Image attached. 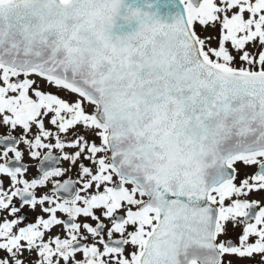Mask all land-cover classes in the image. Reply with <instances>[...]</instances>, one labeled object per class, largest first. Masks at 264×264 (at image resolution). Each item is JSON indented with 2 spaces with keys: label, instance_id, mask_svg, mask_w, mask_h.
<instances>
[{
  "label": "snow or ice",
  "instance_id": "6c2138e0",
  "mask_svg": "<svg viewBox=\"0 0 264 264\" xmlns=\"http://www.w3.org/2000/svg\"><path fill=\"white\" fill-rule=\"evenodd\" d=\"M178 7L0 0V264H264V0Z\"/></svg>",
  "mask_w": 264,
  "mask_h": 264
},
{
  "label": "water",
  "instance_id": "95a60500",
  "mask_svg": "<svg viewBox=\"0 0 264 264\" xmlns=\"http://www.w3.org/2000/svg\"><path fill=\"white\" fill-rule=\"evenodd\" d=\"M127 3L134 7H141L146 11L152 12L158 19L163 22L171 23L174 21L176 14L179 12L178 0L176 4L169 6L167 0H127ZM138 24L136 21L131 23L125 22L123 19L118 20L115 28V34H124L137 30Z\"/></svg>",
  "mask_w": 264,
  "mask_h": 264
},
{
  "label": "flooded vegetation",
  "instance_id": "af4514ba",
  "mask_svg": "<svg viewBox=\"0 0 264 264\" xmlns=\"http://www.w3.org/2000/svg\"><path fill=\"white\" fill-rule=\"evenodd\" d=\"M51 91L55 92L56 89L53 88V89H51ZM60 95L64 96L65 93L62 92V93H60ZM25 159L27 160V157H25ZM28 163L35 164L36 162L35 161H28ZM35 171H36V169L33 167L31 169L32 174H35ZM248 171L251 172V171H253V169H248ZM5 183H7V180H5ZM262 197H264V193H255V194H253V196L251 198L261 199ZM25 211L27 212L28 210L25 209ZM35 215H36L35 213H31V212L28 213L29 222L33 221L35 219ZM228 226H229V228H231V224H229ZM57 231H59V229H57ZM239 231H240L239 229L236 230L237 233ZM233 239H235V234H233ZM227 259L232 260L233 264H258V261L261 259V257L259 255H255L254 258H237L235 256H230V257H227Z\"/></svg>",
  "mask_w": 264,
  "mask_h": 264
},
{
  "label": "rangeland",
  "instance_id": "374dc122",
  "mask_svg": "<svg viewBox=\"0 0 264 264\" xmlns=\"http://www.w3.org/2000/svg\"><path fill=\"white\" fill-rule=\"evenodd\" d=\"M63 96V95H62ZM27 255V254H26Z\"/></svg>",
  "mask_w": 264,
  "mask_h": 264
}]
</instances>
